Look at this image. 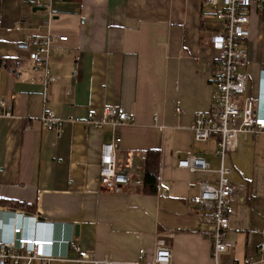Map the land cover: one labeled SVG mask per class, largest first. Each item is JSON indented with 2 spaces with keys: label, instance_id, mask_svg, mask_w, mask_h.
Wrapping results in <instances>:
<instances>
[{
  "label": "crops",
  "instance_id": "1",
  "mask_svg": "<svg viewBox=\"0 0 264 264\" xmlns=\"http://www.w3.org/2000/svg\"><path fill=\"white\" fill-rule=\"evenodd\" d=\"M38 8L36 0H0V106L10 113L0 117V201L6 203L0 210L54 225V250L68 255L32 264H80L62 243L73 239L89 255L82 264L137 263L141 251L151 262L159 239L174 264H213L203 212L192 199L200 182L216 184L218 176L191 174L178 163L193 155L220 167L215 139L200 143L191 131L195 114L213 107L215 12L203 0H67L55 2L51 13ZM248 28L244 98L257 100L264 95V13L252 10ZM49 34L68 41L56 43L46 68H37L29 43ZM105 106L136 115L119 129L118 154L121 167L133 166L128 153L137 155L135 177L116 193L99 187L101 148L112 130L85 125L90 111L100 116ZM45 114L62 123L59 130L43 127ZM150 150L161 152L156 195L141 186ZM227 165L243 200L235 204L229 252L220 264H264V136H241Z\"/></svg>",
  "mask_w": 264,
  "mask_h": 264
},
{
  "label": "built area",
  "instance_id": "2",
  "mask_svg": "<svg viewBox=\"0 0 264 264\" xmlns=\"http://www.w3.org/2000/svg\"><path fill=\"white\" fill-rule=\"evenodd\" d=\"M62 0H36L37 7L52 12L55 2ZM203 6L212 9L218 21L216 32L211 35V47L216 53V64L212 69V104L208 114L197 113L191 131L197 142L207 143L215 139L214 156L219 160L220 167L213 170L208 162L198 156H189L178 163L180 169L191 174L199 172L216 173V184L200 182V194L192 199L193 205L203 212L200 223L201 229L207 233L211 240V257L213 264H220V258L229 252L226 243L227 233L230 229L231 218L236 215L235 204L243 200L242 190L236 187L230 179L232 170L227 165L230 153L237 150L241 136H264V110L260 111L258 101L261 99L244 98L248 92V76L246 68L249 64L248 53L244 50V41L249 38L250 12L252 10L264 11V0H203ZM67 37L49 34L42 39L30 41L33 49L31 58L37 68H46L49 63L52 47L59 42H67ZM264 72V71H263ZM46 78L44 85L48 86ZM263 95V94H262ZM264 100V99H263ZM0 117L10 116L9 112H2L5 103H1ZM178 113L180 109L176 110ZM155 125H159V117L153 118ZM42 125L47 130H59L60 121L48 114L43 115ZM136 115L126 113L112 106H105L100 116L90 111L85 120L89 129L102 130L110 127L112 140L101 148L99 160V187L102 191L116 193L128 186L135 177V162H131L134 153L127 154V161L131 166L121 167L119 149L122 138L119 129L126 124H134ZM128 162V163H129ZM4 216L3 221L1 217ZM8 216L14 219L9 222ZM42 227V228H40ZM49 227L50 233L44 229ZM52 224H48L37 215L23 211L9 212L0 210V264H18L25 261L32 264L39 260L48 263L55 258L68 259L67 254H57ZM40 229H43L42 232ZM66 248L75 251L79 258L77 263H87L89 255L83 254L75 242L63 241ZM264 251V245L262 246ZM92 264H117L105 260L93 259ZM124 264H174L172 252L164 239L156 243L154 258L151 262L144 258V251L140 252L137 263Z\"/></svg>",
  "mask_w": 264,
  "mask_h": 264
},
{
  "label": "trees",
  "instance_id": "3",
  "mask_svg": "<svg viewBox=\"0 0 264 264\" xmlns=\"http://www.w3.org/2000/svg\"><path fill=\"white\" fill-rule=\"evenodd\" d=\"M67 1V0H62ZM264 13V11H263ZM161 152L159 150H150L147 152L144 174L142 179V191L147 195H156L159 187ZM0 204H6L0 201ZM24 208V207H23ZM32 212V209L30 210Z\"/></svg>",
  "mask_w": 264,
  "mask_h": 264
},
{
  "label": "clouds",
  "instance_id": "4",
  "mask_svg": "<svg viewBox=\"0 0 264 264\" xmlns=\"http://www.w3.org/2000/svg\"><path fill=\"white\" fill-rule=\"evenodd\" d=\"M262 94H260L261 95V99L258 101V106H259L260 111H262L263 99H264V95H262Z\"/></svg>",
  "mask_w": 264,
  "mask_h": 264
},
{
  "label": "water",
  "instance_id": "5",
  "mask_svg": "<svg viewBox=\"0 0 264 264\" xmlns=\"http://www.w3.org/2000/svg\"><path fill=\"white\" fill-rule=\"evenodd\" d=\"M35 12H45L46 11V9H43V8H38V9H35L34 10ZM78 231H79V228L78 227H76V233L78 234Z\"/></svg>",
  "mask_w": 264,
  "mask_h": 264
},
{
  "label": "bare ground",
  "instance_id": "6",
  "mask_svg": "<svg viewBox=\"0 0 264 264\" xmlns=\"http://www.w3.org/2000/svg\"><path fill=\"white\" fill-rule=\"evenodd\" d=\"M263 103H264V101H263ZM264 109H263V107H262V111H263Z\"/></svg>",
  "mask_w": 264,
  "mask_h": 264
}]
</instances>
